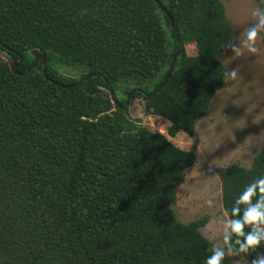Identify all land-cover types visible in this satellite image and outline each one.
Here are the masks:
<instances>
[{"label": "trees", "instance_id": "trees-1", "mask_svg": "<svg viewBox=\"0 0 264 264\" xmlns=\"http://www.w3.org/2000/svg\"><path fill=\"white\" fill-rule=\"evenodd\" d=\"M159 1L178 37L154 0H0V50L25 73L0 57V264H233L226 251L264 264V151L221 175L223 248L200 231L208 217L185 224L173 209L197 154L130 116L178 39L145 103L169 136H193L228 78L222 1ZM34 49L46 76L29 70ZM57 66L95 77L69 89L79 78ZM109 87L121 106L135 91L127 108Z\"/></svg>", "mask_w": 264, "mask_h": 264}, {"label": "rangeland", "instance_id": "rangeland-1", "mask_svg": "<svg viewBox=\"0 0 264 264\" xmlns=\"http://www.w3.org/2000/svg\"><path fill=\"white\" fill-rule=\"evenodd\" d=\"M233 34L221 61L228 78L214 96L206 117L198 121L195 134H168L170 122L146 115L140 97L131 103L132 119L160 132L182 149L197 154L196 163L186 170L178 185L173 206L176 217L188 224L208 217L201 233L225 248L231 226L222 200L221 175L231 165L250 167L255 155L264 151V15L258 0H221ZM264 1V0H262ZM191 54L193 47L187 48ZM58 73L83 72L57 66ZM264 231V227H260ZM233 264H249L241 254L226 251Z\"/></svg>", "mask_w": 264, "mask_h": 264}, {"label": "water", "instance_id": "water-1", "mask_svg": "<svg viewBox=\"0 0 264 264\" xmlns=\"http://www.w3.org/2000/svg\"><path fill=\"white\" fill-rule=\"evenodd\" d=\"M156 4H158L159 6V9L163 11V13L166 14V16L169 18L170 20V23H171V27L174 29L175 31V34L176 36L178 37V34H177V29H176V26L174 24V20L173 18L171 17L170 13L168 12V10L164 7V5L159 1V0H154ZM31 55L34 57V64H32L29 68L30 69H33L36 64H38L39 62H42L43 63V72H44V75L46 76V69H47V64H48V61H47V54L46 53H43L37 49H34L32 50L31 52ZM181 54H182V49H181V42L180 40L178 39V44H177V50H176V53L175 55L173 56V60L170 64V67H169V73H168V76L166 77V79L163 81V83L157 88V90L155 92H153L152 94L148 95V94H144L143 97L141 98V100L139 101V105L141 107H143L145 105V103L149 102L150 100H152L162 89L163 87L166 85V83L168 82V80L170 79L171 77V74H172V71H173V68H174V65H175V62L177 59H179L181 57ZM0 57H2L4 60H6L10 66V69L12 70V72L16 75H24L25 73H21L20 72V66H21V61L16 63L14 62L10 55H8L5 51L3 50H0ZM28 70V71H29ZM64 75H67V76H70V77H73V78H79L78 79V82L75 83V84H72L70 86H67V88L71 89L73 87H76L78 86L79 84H81L82 82L84 81H87L93 77H95L94 74L92 75H87L85 77H78L77 75L71 73V72H63ZM62 87H66L65 85L63 84H60ZM140 91V90H139ZM109 92H110V95H111V98H112V102L113 104H115L116 106H118L119 108L121 109H125L129 106V102L133 96V94L135 93V91H132L130 92V94L128 95L127 97V100L125 102V105L124 106H121L117 97H116V94L113 90V88L109 87ZM145 109V108H144Z\"/></svg>", "mask_w": 264, "mask_h": 264}, {"label": "flooded vegetation", "instance_id": "flooded-vegetation-1", "mask_svg": "<svg viewBox=\"0 0 264 264\" xmlns=\"http://www.w3.org/2000/svg\"><path fill=\"white\" fill-rule=\"evenodd\" d=\"M130 103V102H129Z\"/></svg>", "mask_w": 264, "mask_h": 264}]
</instances>
